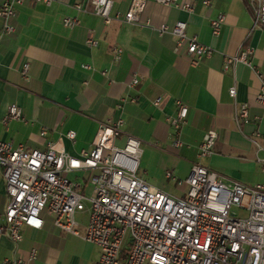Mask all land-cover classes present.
<instances>
[{"label":"crops","instance_id":"crops-1","mask_svg":"<svg viewBox=\"0 0 264 264\" xmlns=\"http://www.w3.org/2000/svg\"><path fill=\"white\" fill-rule=\"evenodd\" d=\"M172 1L190 5L192 12L145 0L137 25H105L93 14L92 0L14 3V33L0 36V141L38 151L48 143H60L67 154L76 156L90 147L100 124L121 122L116 146L122 147L127 136L138 139L152 149L150 168L185 180L198 163L228 181L248 187L264 184L259 165L264 159V117L256 103L264 82V29L254 28L245 0H209V6L204 0ZM130 2L113 0L110 14L126 13ZM219 15L224 22L213 35L211 22ZM65 19L77 25L66 28ZM177 21L186 23L187 37L213 50L209 59L194 66L186 44L175 49L170 31ZM163 27L168 32L162 33ZM88 40L96 46H89ZM114 48L121 51L117 59ZM246 48L253 50V69L236 64L223 72V58ZM134 78L138 83L132 86ZM232 87L234 99L229 96ZM176 100L188 106L178 147L172 144L174 130L167 122L175 116ZM238 104L247 105V123L235 121ZM14 105L21 108L22 120L7 121ZM209 130L218 139L211 156L201 160L198 149ZM68 132L75 134L73 143L65 138ZM164 179L182 188L174 197L185 195L186 185L178 187L165 175ZM6 201L0 170V216ZM43 221L39 231L22 228L18 244L0 234V264L96 263L98 250L93 245L60 232L49 216Z\"/></svg>","mask_w":264,"mask_h":264},{"label":"built area","instance_id":"built-area-1","mask_svg":"<svg viewBox=\"0 0 264 264\" xmlns=\"http://www.w3.org/2000/svg\"><path fill=\"white\" fill-rule=\"evenodd\" d=\"M27 1L33 0H6L0 4V36L14 33L10 23L15 16L13 4ZM41 1L50 4V0ZM155 1L192 12L190 5ZM245 1L254 28L264 29V0ZM112 5L113 0H92L93 14L105 25H137L145 0H131L126 13L114 16L110 14ZM203 5L209 6V0H204ZM75 8L81 10L80 5ZM223 22V15L211 22L213 35H218ZM63 25L73 28L77 21L65 19ZM186 28L185 22L177 21L170 33L175 49L186 44L187 54L196 66L209 59L213 50L195 37H187ZM161 32L168 29L163 27ZM87 44L96 46L92 40ZM113 53L117 59L121 51L114 48ZM252 55L253 50L246 48L224 57L223 72L236 64L253 69ZM27 71L24 67L22 74ZM137 83L134 78L132 86ZM162 96L153 102L155 107ZM229 96L235 98V87L230 88ZM256 103L264 117V82ZM235 106L236 123H247V105ZM187 114L188 106L176 100L175 116L167 119L174 130V147L180 146L179 131ZM6 120H22L21 108L11 106ZM121 126V122L100 124L90 147L76 156L67 154L60 143H48L45 150L38 151L0 141V170L7 200L0 216V234L18 244L22 228L39 231L43 216H49L57 230L81 238L98 250L95 264H264V184L248 187L228 181L197 163L185 180L165 174L176 186H187L184 196L174 197L153 189L137 176L141 142L127 136L122 148L116 146ZM65 138L73 143L75 134L68 132ZM217 139L214 130L204 135L199 159L211 156ZM259 165L264 174V159ZM82 214H86L85 224L77 219ZM3 264L24 263L5 260Z\"/></svg>","mask_w":264,"mask_h":264},{"label":"rangeland","instance_id":"rangeland-1","mask_svg":"<svg viewBox=\"0 0 264 264\" xmlns=\"http://www.w3.org/2000/svg\"><path fill=\"white\" fill-rule=\"evenodd\" d=\"M117 146L121 147L120 145H117ZM140 149L143 152V154L140 156V159H139V170H138L137 176L141 178L142 180L147 181L154 188L160 191H163L169 195L177 196L180 193H182L183 191L182 188L178 189L174 187L172 183L170 182L168 183L164 179L165 172H163V170L150 168L149 162L152 161V157H151V154L153 153L152 149H148L143 145H141ZM85 216L86 214H82L81 216L77 215V219L80 220V222H82L83 224H85L86 222L84 220ZM93 248L94 247H92V249Z\"/></svg>","mask_w":264,"mask_h":264}]
</instances>
